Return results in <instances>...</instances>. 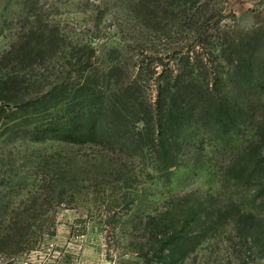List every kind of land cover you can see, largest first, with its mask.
<instances>
[{
	"label": "rangeland",
	"instance_id": "rangeland-1",
	"mask_svg": "<svg viewBox=\"0 0 264 264\" xmlns=\"http://www.w3.org/2000/svg\"><path fill=\"white\" fill-rule=\"evenodd\" d=\"M255 31L264 0H0V102L14 101L0 112V264H264V45L250 83L216 59L236 123L185 126L175 166L154 128L75 139L47 129L57 109L33 113L78 81L71 55L87 45L100 73L120 65L155 104L190 77L186 57Z\"/></svg>",
	"mask_w": 264,
	"mask_h": 264
},
{
	"label": "trees",
	"instance_id": "trees-1",
	"mask_svg": "<svg viewBox=\"0 0 264 264\" xmlns=\"http://www.w3.org/2000/svg\"><path fill=\"white\" fill-rule=\"evenodd\" d=\"M263 41V32L255 31L238 43L225 40L221 48L209 54L212 58L197 60L196 56L189 55L184 69L190 77L175 79L173 85L166 82L168 94L163 96L159 92L155 104L149 103L142 95L144 90L139 79L117 80L116 71L120 65H109L100 73L92 64L95 49L90 44L71 55L72 65L79 74L78 81L60 83L46 95L36 98L33 113H50L57 109L59 116L52 122L47 121L53 124L47 129L56 128L59 133L67 132L75 139H79V136L74 137L77 134H93L109 124L112 127L117 124L140 142L145 139L141 127L154 128L150 139L160 159L175 166L178 156L173 149L178 145L185 126L191 123L212 125L225 135L232 132L236 123L233 118L236 104L222 92L223 74L215 65L216 59L225 61L232 68L224 75L250 83L256 77L255 58L262 50ZM1 101L0 112L12 110L14 101L11 98ZM30 123L31 120L27 119V124ZM63 128H66L65 132ZM259 136L264 137V130Z\"/></svg>",
	"mask_w": 264,
	"mask_h": 264
}]
</instances>
